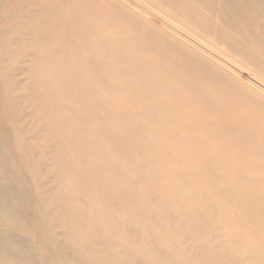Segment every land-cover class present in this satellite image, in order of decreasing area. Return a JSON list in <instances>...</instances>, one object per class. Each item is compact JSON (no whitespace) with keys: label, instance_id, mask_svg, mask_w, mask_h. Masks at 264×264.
<instances>
[{"label":"bare ground","instance_id":"bare-ground-1","mask_svg":"<svg viewBox=\"0 0 264 264\" xmlns=\"http://www.w3.org/2000/svg\"><path fill=\"white\" fill-rule=\"evenodd\" d=\"M0 264H264V0H0Z\"/></svg>","mask_w":264,"mask_h":264},{"label":"rangeland","instance_id":"rangeland-1","mask_svg":"<svg viewBox=\"0 0 264 264\" xmlns=\"http://www.w3.org/2000/svg\"><path fill=\"white\" fill-rule=\"evenodd\" d=\"M32 235L33 234L29 233V235H25V236L30 240V243L35 247L36 246L34 242L35 240L33 238L31 239Z\"/></svg>","mask_w":264,"mask_h":264}]
</instances>
